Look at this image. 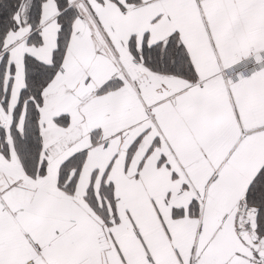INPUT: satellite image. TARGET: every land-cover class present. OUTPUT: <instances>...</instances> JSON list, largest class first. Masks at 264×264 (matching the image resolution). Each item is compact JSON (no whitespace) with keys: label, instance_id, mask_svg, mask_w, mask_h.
<instances>
[{"label":"snow or ice","instance_id":"snow-or-ice-1","mask_svg":"<svg viewBox=\"0 0 264 264\" xmlns=\"http://www.w3.org/2000/svg\"><path fill=\"white\" fill-rule=\"evenodd\" d=\"M0 264H264V0H0Z\"/></svg>","mask_w":264,"mask_h":264}]
</instances>
